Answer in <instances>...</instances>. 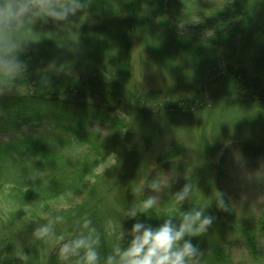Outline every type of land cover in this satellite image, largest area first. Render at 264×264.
I'll list each match as a JSON object with an SVG mask.
<instances>
[{"label":"trees","instance_id":"obj_1","mask_svg":"<svg viewBox=\"0 0 264 264\" xmlns=\"http://www.w3.org/2000/svg\"><path fill=\"white\" fill-rule=\"evenodd\" d=\"M139 2L140 0H92V16L88 17V13L85 11L74 22L76 26L70 29L66 35L52 31H40L38 35L42 37L41 40L47 38L58 41L61 45L64 44L62 53L56 52L57 55L52 58V61L59 68L68 66L74 70H83L82 68L93 62L97 64L106 58H111L116 67L127 63L126 69L128 70L130 38L143 37L145 34L152 35L147 45H152L155 47L153 50H158L154 52L155 55L160 51L175 55L177 57L175 60L180 62V66L184 67L187 74L191 71L194 73L191 74V78L186 79L187 84L206 82V79L223 71L217 79L238 80L234 83L241 85L246 92L243 102L257 109L259 112L257 115L264 118V86L261 85L259 78H250L247 75V70L237 68L233 64L235 58L229 51L236 44L238 49L242 50L241 55L238 54V60H241L247 48L253 47L255 42L262 37L264 33V0H222L220 4H217L215 0H160L156 7L148 2L147 5L153 11L152 15L157 19V24L152 19H140V7L137 5ZM118 13L120 15H116ZM124 14L131 15L133 19L128 20L129 25L122 32L123 44L121 43L113 49L112 46L108 47V41L120 42L121 35L112 33L111 29H108L109 21L115 23L116 19ZM195 16L205 17V21H209L210 26H214L213 21L228 23V19H233L237 23L233 30L218 35L213 34L209 37L187 35L183 29L184 21ZM49 25L48 30H54V25L46 26ZM237 53L239 51H236V55ZM194 60L199 62H193ZM224 62H230V64ZM191 63H193V68ZM195 71H199V73ZM29 72L26 81L18 84L26 88L23 93H16L14 96L0 100V135L12 132L18 137H15L13 147L2 148L0 145V155H2L0 158V194H2V200L5 196L12 202L10 214H13L9 222L2 223L0 220V264H45L40 259L41 254L39 253L40 245L45 243L35 239L33 229L38 224L45 222L41 213L49 209H54L57 214L65 216V220L56 227L58 233L74 232L80 227L77 223L81 224L83 218H90L101 238L100 250L105 252L112 244L108 240L113 238L108 237L110 231L106 230V227L109 226V219L118 222L117 214L113 213L115 216H112L113 214L108 211L104 214L97 205L90 201L85 202V199L81 203L72 204L67 208L60 207L61 205H57L55 200L62 194L72 191L82 181H90L88 176L95 173L96 168L93 161L105 159L109 151L118 150V168H120V164L123 165V161H127L128 168L132 169L138 166L141 160L150 158L149 156L152 155L150 149L155 148L153 142L157 141L155 138L159 134L157 128L152 129L154 127L152 126L146 130L143 145L135 144L136 136L130 135V133L137 132L133 129L129 132L128 136H130L127 139H122L110 147L105 146L99 140L76 139V137H85L84 129L88 130L92 123H107L111 127L117 125L120 129L127 126L125 121L128 118L122 112L125 104L119 101L117 105L111 106L112 103H110L117 102L116 98L120 95L127 96V94L121 92L119 86L108 83L105 77L97 76L88 79L85 76H71L68 82H64L62 87L57 88V83L52 81L54 73H48L51 81L44 85L41 83L40 74L34 72L31 67ZM97 82L106 85L108 90L101 91ZM125 82L127 83V80ZM82 89L85 92H91V98L101 95L107 102L103 99L85 101L86 93ZM248 93L250 94L248 95ZM192 99L198 101L202 99L201 102H207V97L204 95L199 99L198 97ZM193 100L186 98L183 101H178L179 108H176L175 112L191 109L188 107H190L189 104L195 106L192 104ZM188 101L191 103H187ZM137 114L142 115L143 113L141 110H137ZM130 119L132 120L131 115ZM62 120L80 121L81 126H65L67 122L63 124ZM128 123L131 124V121ZM258 124V121L254 119L249 130L260 129ZM26 126L30 131L32 128L39 127L48 128L51 132H39L41 136H33L29 134L30 131H25ZM249 138L252 141L243 140L240 142L241 152L247 156L261 157V160H264V140L256 139L255 141L253 139L258 137L254 135H249ZM177 139L179 140L168 144L169 149H165L162 155H158L157 160L160 162L170 159L191 177L187 180L191 185V192L189 199L181 206L182 209L186 210L197 204L210 205L213 197L224 190L220 184L221 179L218 177L222 178L226 171L216 170L220 171L217 177L212 175L215 171L205 172L201 164L187 161L183 154L186 144L181 138ZM72 141L79 146L84 144L87 148L91 147L90 152L83 157L67 155L69 151L65 149H69ZM163 147L166 148V145ZM115 168L116 166L113 170ZM103 179L105 180V177ZM150 179L151 176L148 177V181ZM98 181V176H94L93 182L90 181L91 189L88 188L85 198L88 197L89 200L93 198ZM117 187L120 188L122 195L118 201H123L127 205L134 199L131 187L135 186L130 177L123 174V180ZM195 187L201 189L202 192L196 190ZM146 194V192H141L136 194L135 198L139 200L138 197H141L142 199ZM117 198L116 194L115 199L117 200ZM262 207L264 210V202ZM229 208L230 211L216 212L213 202V207L208 211L216 212L215 225L240 232L246 237V247L251 255L256 257L255 262H259L254 231H261L264 228V214L261 217L252 218L251 226L248 227L246 225L250 222L242 225L238 219L241 216H238V213L235 214L237 211L231 201ZM167 209L158 206V213L163 216ZM68 218H71L73 227L63 230L71 224L66 221ZM140 218L147 219V222L154 226L162 223L164 219V217L158 219L155 215L151 218L141 215ZM126 221L125 228H130L134 220L126 219ZM209 237H211L210 241L205 244V240ZM192 239L203 250L202 264H223L227 255L218 237L205 233L203 236ZM22 249L29 255L27 261L19 259ZM47 264H60V261L56 255L52 254L47 260Z\"/></svg>","mask_w":264,"mask_h":264},{"label":"rangeland","instance_id":"obj_2","mask_svg":"<svg viewBox=\"0 0 264 264\" xmlns=\"http://www.w3.org/2000/svg\"><path fill=\"white\" fill-rule=\"evenodd\" d=\"M215 1L217 4L222 2V0ZM148 2L149 4L153 5V7H156L159 5L160 0H140V2L137 4L138 7H140V19H152V21L157 24V19H155V17L152 15L153 11L147 5ZM116 15H120V13ZM131 19H133L131 15L124 14L123 16L116 19L115 23L109 21L110 25L108 29H111L112 33H118L121 36L120 42L115 40L108 41V47L112 46L114 49L115 46H118L121 43L123 44L122 32L126 27H128V20ZM213 22L214 26H210V24H208L209 21H205V17H190L184 21L183 29L187 35L209 37L213 34L218 35L224 32H229L235 28L237 23L233 19H228V23H219V21ZM37 27L39 28L40 25L38 24ZM49 28L50 25H44L42 30H48ZM36 36L37 39L40 38L38 33ZM151 36L149 34H145L143 37L134 36L130 38L129 42L131 44V48H129L130 59L128 61V70L126 69L127 63H123L116 67L114 61H112L111 58H109L110 60H101V63L96 66H86L83 70H74L68 66L66 68L58 69L54 63L49 64V62H53L52 58L57 55L56 52L59 54L61 49L52 43L47 47H43L42 40L33 45L30 53L28 54V60L32 70L38 74H40V72H44V68L48 64L49 67H54L55 69H53L51 72H54L55 74L52 76V78L57 83V88L62 87L64 82H68V79L71 76L82 77L85 73H88V77L98 76L123 81V84L125 85L124 88L127 89L128 92L127 96L120 95L118 98L114 97L118 101L115 103H110H112L111 106L117 105L119 101H122L123 103H121L125 104L124 107L126 111L128 110L132 116L131 124L128 123L131 121L130 115L127 117L128 122L126 124L129 127H132L129 129L137 131L136 134H139L142 138H144L146 135V130L154 126L152 129L157 128V132L159 133L157 134L156 139L160 141V143H162L161 141L164 142L166 145V150L169 149L166 139H175L179 136L186 143V145L189 146L191 154H193V159L188 155L184 156L186 157L187 161L193 164L196 163L204 165L207 161H210V165H214V167H216L219 162H223L227 172L225 176L221 178L220 184L223 186L229 198L234 201L231 202V204L237 211L235 214L238 213V216H241L238 217L239 221L242 223V225L250 222L248 225H246L250 227L252 218H258L264 214V210L262 209L264 193H262L257 198L258 191L256 185L244 180L240 175L239 169L233 160V150L235 149L241 152L239 148L240 142L243 140L252 141L249 138V135L257 136L258 138L253 139L255 141L256 139L259 141L264 140V118L257 115V113H259L257 109H254L250 105H247L243 102L246 92L242 89L241 85L234 83L238 80L230 79V81H226L217 79L223 71L217 72L210 79L205 78L207 80L206 82H192L191 84H187L186 79L191 78V74L193 75L194 73L191 71V73L189 72L187 74V71H184V67L180 66V62L178 63L177 60H175L177 58L175 55H171L169 53L166 54L161 51L155 55L154 52L158 50H153L155 47L152 45H147V42L150 41ZM63 47L64 44H62V48ZM39 48H43L44 50H47V52L44 53L43 56H37L34 51ZM229 51L230 54L233 55V58H235V62H233V64L237 66V68L247 70V75H249L250 78H259L261 85L264 86V33L262 37L258 39L257 42H255L253 47L247 48L241 60H238V54L241 55L242 50L240 51L236 44L233 46L232 50ZM236 51H239L237 55ZM111 62L114 64V66ZM193 62L199 61L194 60ZM224 63L230 64V62ZM191 66L193 68V63H191ZM195 72L199 73V71ZM238 79H240L239 76ZM126 80L127 83L125 82ZM25 89L26 88L24 86L17 85L16 91L12 96H14L16 93H23ZM82 90L84 91V89ZM85 93V101H89L90 93ZM249 94L250 93H248V95ZM158 95L164 97V100L161 99L163 102L160 103L159 101L153 99V97L159 99L160 97L158 98ZM203 95L207 97V102H200L198 100L192 99L193 97H202ZM186 98L193 100L192 104H195V106L189 104L190 107L188 108L191 109H185L182 110V112L176 113L175 109L179 108L177 102L183 101ZM187 103L191 102L188 101ZM196 103L205 105L196 106ZM170 107L173 111L172 115L168 109ZM165 109H167V112H165ZM137 110H141L143 114H137ZM138 115L140 117H138ZM152 115L158 116L159 118L156 119ZM170 115L171 118L175 119V121L171 122L169 118ZM142 116L144 120L141 118ZM254 119L258 121L260 129L249 130L251 126L250 124ZM62 121L63 124L67 122L65 120ZM65 126L77 127L81 126V124L80 121H68ZM118 129L119 128L114 127L113 130H111V128L108 129L106 126L103 130V134L100 138H97V140L108 145L116 144L129 131L128 130L122 135ZM39 132L49 133L51 131L48 128L37 127L32 128V131H30L29 134H32L33 136H41ZM108 133L111 134L104 137V135ZM15 137L16 134L12 132L0 135V145H2V148L13 147L15 145V139L18 138ZM94 137L96 138L95 135ZM226 141H232L230 146H224V142ZM49 142L52 143L51 141ZM198 142H201L206 147L199 145ZM76 145L77 144L72 141V144L70 147H68L69 149H65L66 151H69L67 155H71L73 157H83L90 152L91 147L74 148ZM113 151L117 152L118 150H112L108 154L107 159L114 164V156L116 154ZM1 157L2 155H0V158ZM244 157L246 158L247 169L250 171H255L259 168L258 175H264V162H260L262 159L261 157H255L253 159L251 157L248 158V156L245 155ZM144 160L146 159L142 160L143 164ZM166 163L167 164L164 167L166 171L172 168L178 171L177 165L170 161V159H167ZM121 167L122 164H120V168H117L116 171L113 170L111 172L116 174V177L117 173L118 175L125 174L134 182H136L135 187L142 186L144 183V177L142 173L145 171L147 166L143 167L141 170L138 166L130 169L128 168V164L124 165L122 168ZM183 173L184 172L180 171L177 172V175L179 176L177 184L174 182L171 187H169L167 196H162L164 200L158 206H161V208H168L172 205L174 197L173 193L171 192H174L183 186ZM83 182L85 183V181ZM84 183H81L80 185L77 184L72 191L62 194L57 200H55L57 205H61L60 207L62 208H67L68 205L73 202V200L77 202L81 196V193H79V188ZM115 191L120 193V188L117 187ZM104 192L105 190L101 188L95 193L103 194ZM242 193L247 194V199L243 200V202H241ZM112 194H109L106 200L97 202L99 206L112 207L110 209L99 207L100 211H103L104 214L107 213V211H109L110 214H117L118 210L121 211L125 207L124 204L120 201L118 202L115 199V196ZM1 195L2 194H0V220L2 223H4V221L9 222L13 216V214H10V207L12 204L8 201L2 200ZM119 205L121 207L118 208ZM114 214L112 216H115ZM235 217L237 219L236 215ZM66 221L71 222L72 220L71 218H68ZM109 221L115 225L119 222V219L118 222H115L111 219H109ZM72 224L73 222H71V224L63 230L73 227ZM77 225H80V223H77ZM106 230L110 231L109 226L106 227ZM254 233L256 234V244L258 250L257 260L259 262H255L256 257H253L248 250V247H246V237H244L240 232L238 233L234 230L231 231L225 227L220 228L219 226L213 224L210 226L209 232L207 234L218 237L219 242L223 244L225 253L227 255L223 261V264H264V228L261 231H254ZM109 236L110 235L108 234V237ZM210 238L211 237L205 240V244H208ZM112 241L113 238L108 240L109 243H112ZM57 248L58 242L54 240H50L44 245H40V259L44 261L45 264H47V260L52 254L57 256ZM108 248L109 250L105 252L101 251V253L105 254L110 251L111 246H108Z\"/></svg>","mask_w":264,"mask_h":264},{"label":"clouds","instance_id":"obj_3","mask_svg":"<svg viewBox=\"0 0 264 264\" xmlns=\"http://www.w3.org/2000/svg\"><path fill=\"white\" fill-rule=\"evenodd\" d=\"M91 6L92 0H0V100L12 96L17 85L26 81L30 68L28 54L42 38L37 39L36 34L52 31L66 35L85 11L88 17L92 16ZM48 24L54 25V30H42ZM48 65L40 73L44 85L50 83L48 73L55 69ZM104 128L99 123H92L88 132L99 137ZM129 128L132 127L125 126L118 130L123 135ZM25 131L30 129L26 126ZM231 143L226 141L224 146L228 147ZM113 152L119 157L117 152ZM233 160L243 179L256 185L258 198L264 193V175H258L259 168L255 171L247 169L246 158L235 149ZM96 163L98 172L105 173L115 167L107 158ZM151 173V179L142 186L131 187L134 199L122 210L119 222L115 225L109 222V235L113 241L107 253H101V238L90 218H83L74 232L57 233L56 227L65 220V216L57 214L54 209L41 213L45 222L33 229V236L44 243L50 240L58 242L57 258L60 264H201L203 250L192 238L208 233L217 219L216 212L230 211L229 202L234 201L226 199L228 194L221 189L210 205L197 204L184 210L181 206L189 199L191 192V185L187 182L173 192V203L161 216L158 205L164 200L162 196H167L169 187L179 176L173 168L164 170L163 174ZM141 192L147 194L137 200L136 194ZM246 199L247 194L242 193L241 202ZM213 202L216 212H209ZM141 215L145 218L155 215L158 219H164L154 226L147 219H141ZM125 219L134 220L130 228L124 227ZM19 259L27 261L29 255L22 249Z\"/></svg>","mask_w":264,"mask_h":264},{"label":"bare ground","instance_id":"obj_4","mask_svg":"<svg viewBox=\"0 0 264 264\" xmlns=\"http://www.w3.org/2000/svg\"><path fill=\"white\" fill-rule=\"evenodd\" d=\"M45 36H46V33H45ZM51 43L53 44V45H56V46H58L60 49H61V51H60V53L59 54H61L62 53V45L58 42V41H53L52 39H47V38H43V40H42V46L43 47H47V46H49V45H51ZM131 48V47H130ZM35 50V49H34ZM128 50L130 51V49L128 48ZM47 52V50H44L43 48H39V49H36V51H34V53L37 55V56H43V54L44 53H46ZM58 53V52H57ZM28 59H29V57H28ZM31 61H32V59H31ZM101 62H98L97 64L96 63H92L91 65H93V66H96V65H99ZM30 65V64H29ZM31 67V66H30ZM31 69H32V67H31ZM30 73V72H29ZM106 78V77H105ZM106 80H107V82L108 83H110V84H113V85H115V86H119L120 88H121V92H123L124 94H128V92H127V89H125L124 87H125V85L123 84V81H118V80H113L112 78H106ZM52 81H54L53 80V78H52ZM97 85H98V87L100 88V90L101 91H103V90H108V88L106 87V85H104V84H102L101 82H97ZM99 90V91H100ZM90 94H91V92H90ZM146 96V95H145ZM147 97V96H146ZM160 97V98H159ZM104 97L103 96H94L93 98H91L90 97V100L91 101H99V100H101V99H103ZM158 98L159 99H157L156 97H153V99L154 100H157V101H159L160 103L161 102H163L162 100H164V97L163 96H161V95H158ZM199 98H201V96H198V99ZM162 99V100H161ZM202 100V99H201ZM201 100H199L200 102H201ZM198 105H200L201 106V103H198ZM169 110H170V113H171V115L173 114L172 113V108L170 107V108H168ZM122 110V109H121ZM165 112H167V109H165ZM158 114V113H157ZM171 115H170V120H171V122H173V121H175V119L174 118H171ZM153 117H155L156 119H158L159 117L158 116H155V115H152ZM169 122V121H168ZM260 127V126H259ZM111 128V126H108V129H110ZM111 130H113V129H111ZM84 133H85V137H76V139H80V140H85L86 141V139H88V138H92V136H91V134H90V132H88V130L87 129H84ZM84 145V144H83ZM105 146H107L108 144H104ZM94 162V164L95 165H97V163L96 162H98V161H93ZM105 181H106V185L108 186V187H117L120 183H119V181L115 178V177H110V176H106L105 177ZM88 188H89V185H87V184H84L79 190H80V192L79 193H81V196L79 197V199L77 200V202H75L74 200H73V202L72 203H70L68 206H70V205H72V204H75V203H81L83 200H84V198H85V195H86V193L88 192ZM213 192H214V190H212ZM138 199H141V197H138ZM3 200L4 201H8L9 203H12L11 201H9L8 199H6L5 198V196L3 197Z\"/></svg>","mask_w":264,"mask_h":264}]
</instances>
